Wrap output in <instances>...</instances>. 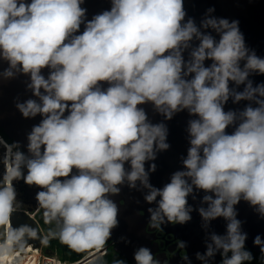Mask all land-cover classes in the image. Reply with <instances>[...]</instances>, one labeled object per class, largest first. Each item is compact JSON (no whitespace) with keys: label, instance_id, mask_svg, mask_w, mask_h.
<instances>
[{"label":"clouds","instance_id":"1","mask_svg":"<svg viewBox=\"0 0 264 264\" xmlns=\"http://www.w3.org/2000/svg\"><path fill=\"white\" fill-rule=\"evenodd\" d=\"M214 12L209 6L197 22L184 0H109L89 18L85 0H0V78L25 76L30 95L15 97L14 107L40 118L24 145L0 136V259L22 264L19 253L37 238L33 225L11 223L22 180L37 188L45 223H55L50 235L75 251L103 249L119 224L113 197L127 186L149 205L153 229L198 213L200 264H251L235 206L243 200L264 219V81L252 79L264 75V56L246 44L238 19ZM229 100L246 103L226 110ZM145 104L163 119L153 122ZM181 111L189 116L186 154L157 187L150 174L170 148L166 121ZM201 192L194 207L189 197ZM217 218L223 233L212 230ZM252 244L264 253V235ZM132 262L164 259L140 245Z\"/></svg>","mask_w":264,"mask_h":264},{"label":"water","instance_id":"2","mask_svg":"<svg viewBox=\"0 0 264 264\" xmlns=\"http://www.w3.org/2000/svg\"><path fill=\"white\" fill-rule=\"evenodd\" d=\"M184 4L187 14L194 17L197 22L209 6L215 7L214 15L229 19H238L239 27L244 34L246 44L255 49L257 55L264 56V0H184ZM85 6L88 9L90 18L93 13L108 8L109 0H85ZM4 66L6 65L0 62V69ZM44 71L46 72L47 70L45 69ZM26 79L23 75L8 80L0 78V130L10 141H19L21 145L26 144V133L40 119L39 116L34 119H25L14 107L15 97L19 96L22 100L30 95V92L25 91L24 81ZM252 79L254 82L264 81V75H254ZM244 103L246 102L241 101L240 104L233 105L231 100H229L225 109L242 107ZM143 107L153 122L163 119L161 115L153 111L151 104H145ZM188 119L187 112L181 111L175 114L171 120L166 121L169 129L167 139L170 143V148L158 153L155 160L157 169L150 174V182L157 187L167 182L170 173L181 167L180 157L182 154H186L188 147L185 132ZM2 171L3 167L0 165V172ZM202 194V192L198 194L196 201H193L189 197V203H192L195 207L199 203V195ZM113 199L116 200L119 206V224L112 230V237L107 242L110 243L111 249L115 254L120 258H126L129 264H133L132 252L135 247L147 245L152 248L145 231V226L148 221L146 209L149 205L144 202L141 192L135 189H129L127 186H123L119 195L114 196ZM235 207L238 210V218L243 221L242 227L248 233L246 246L256 252H260L259 248L252 244V238L257 233L264 235V219H260L257 213L253 211V208L243 200ZM38 208L37 202H35L34 206L28 205L23 207L19 205L18 210L11 215L13 227L28 223L33 225L37 230V238L29 239L27 243V245L31 244L33 248L41 245L42 232L36 224V221L29 217L28 214L36 212ZM191 215L192 219L183 225L177 223L162 226L163 230L171 234L176 240L174 247L178 245L179 240L187 242L185 248L178 247V251H183L184 254L180 256L176 252L175 255L169 257L165 264H183L181 257L185 255H188L192 259V264H200L195 259L194 253L196 251L203 252L204 250V232L200 226L201 218L198 213L193 211ZM224 224L223 218H217L211 222L212 230L223 233ZM121 236L126 237L130 243L125 244L121 241L119 239ZM47 240L48 238H44V241L47 242ZM216 259L219 260V256Z\"/></svg>","mask_w":264,"mask_h":264},{"label":"flooded vegetation","instance_id":"3","mask_svg":"<svg viewBox=\"0 0 264 264\" xmlns=\"http://www.w3.org/2000/svg\"><path fill=\"white\" fill-rule=\"evenodd\" d=\"M0 136H3V135L0 133ZM14 183H15V187L17 190L18 206L19 205H22L23 207H26L28 205L34 206L36 202L35 192L37 191V188L35 186H29L25 184L22 180L18 182H14ZM145 231L152 245V250L156 252L157 255H160L161 259H164V264L168 261L169 257L172 255H175L176 252L180 256L184 254L183 251H178L177 246L174 247L176 240L171 234L166 233L164 230L162 231L161 229H153L149 226L148 223L145 226ZM51 232L52 231L50 230V233ZM44 233L46 235H50V233L46 232L45 230H44ZM51 237L55 239L58 236L51 235ZM106 244H109V242H106ZM117 257L120 258L119 256Z\"/></svg>","mask_w":264,"mask_h":264},{"label":"built area","instance_id":"4","mask_svg":"<svg viewBox=\"0 0 264 264\" xmlns=\"http://www.w3.org/2000/svg\"><path fill=\"white\" fill-rule=\"evenodd\" d=\"M35 213L36 212L29 213L28 215L33 220H35L36 224H37ZM39 229H40V227H39ZM41 230L40 231L42 232V243H41V245L39 247L35 248V250H37L39 252V256H38V260H36L37 261L36 263L33 260V264H88L89 263L88 262V260H89L88 258L81 261V258L83 256H85L88 253L96 251L99 255L94 260H97L99 258L101 260H103V256H104L107 248L111 246L110 243L109 244H105L103 249L100 250L99 252L97 250H95V249H90L88 252L83 254L81 257L71 260V259H68V258H65V257H60L56 252L50 251L49 249H46L44 238H47V235L44 233V230L42 228H41Z\"/></svg>","mask_w":264,"mask_h":264},{"label":"trees","instance_id":"5","mask_svg":"<svg viewBox=\"0 0 264 264\" xmlns=\"http://www.w3.org/2000/svg\"><path fill=\"white\" fill-rule=\"evenodd\" d=\"M0 133L9 141L10 139L7 138V136L0 130ZM53 239V243H52V247L50 248L52 251L56 252L60 257L62 255L66 256L68 259H77L79 257H81L83 254H85L86 252H88L89 250H84V251H75L73 249H71L70 247H68L65 243L61 242L60 239L57 238H52ZM51 240V239H50ZM48 242V241H47ZM45 243V247L46 244ZM247 247V246H246ZM249 248V247H248ZM46 249H49L46 247ZM111 247H108L106 251L110 250ZM251 249V248H249ZM111 251L113 252V250L111 249ZM251 251L253 252V255L255 257V259L251 262V264H264V254L260 253V252H256L253 249H251ZM115 254V252H113ZM116 256H118L117 254H115ZM63 256V257H64ZM65 257V258H66ZM110 257V251L106 254H104L103 256V260H101L100 258L97 260H94L96 257H92L88 260V264H112V260L111 262L109 261ZM92 260V261H91ZM91 261V262H90Z\"/></svg>","mask_w":264,"mask_h":264},{"label":"bare ground","instance_id":"6","mask_svg":"<svg viewBox=\"0 0 264 264\" xmlns=\"http://www.w3.org/2000/svg\"><path fill=\"white\" fill-rule=\"evenodd\" d=\"M19 254L21 257H23L22 264H33V260L36 263L37 262L36 260H38V256H39V252L35 250V248L31 246V244L26 245L25 250L20 252ZM98 255L99 254L96 251L88 253L81 258V261L87 258L90 259L92 257H97ZM0 264H7V262L3 259H0Z\"/></svg>","mask_w":264,"mask_h":264},{"label":"rangeland","instance_id":"7","mask_svg":"<svg viewBox=\"0 0 264 264\" xmlns=\"http://www.w3.org/2000/svg\"><path fill=\"white\" fill-rule=\"evenodd\" d=\"M36 220H38L39 222H43V223H41V224H45V220H44V216H43V210L42 211H40L39 213H38V215H36ZM50 223H48V225H49ZM51 225H52V227L55 225V223L53 224V223H51ZM52 231V230H51ZM46 232H48V233H50V231H46ZM52 233V232H51ZM53 237V236H52ZM52 237H51V235H47V238H48V242H47V244H46V247L47 248H49V250L50 251H52L50 248L52 247L51 245H52V243H53V239H52ZM51 239V240H50ZM110 251V257H108L109 258V261L111 262L113 259H116V258H118L112 251H111V249L110 250H108V251H106L105 252V254L107 255V253ZM62 256H64V255H62Z\"/></svg>","mask_w":264,"mask_h":264},{"label":"crops","instance_id":"8","mask_svg":"<svg viewBox=\"0 0 264 264\" xmlns=\"http://www.w3.org/2000/svg\"><path fill=\"white\" fill-rule=\"evenodd\" d=\"M43 209H41V208H38V210L36 211V213H35V217H36V215H38V213L40 212V211H42ZM41 223H43V222H39L38 220H37V224H38V226L39 227H42L45 231H50V230H52V233H55L56 231H57V229H56V225H54L53 227H52V225H51V223L48 225V223H45L44 225L43 224H41ZM53 224H54V222H53ZM40 230H41V228H40ZM42 231V230H41ZM61 257H63V256H61ZM64 257H66V256H64ZM67 258V257H66Z\"/></svg>","mask_w":264,"mask_h":264}]
</instances>
